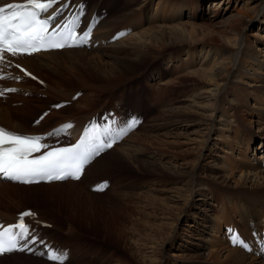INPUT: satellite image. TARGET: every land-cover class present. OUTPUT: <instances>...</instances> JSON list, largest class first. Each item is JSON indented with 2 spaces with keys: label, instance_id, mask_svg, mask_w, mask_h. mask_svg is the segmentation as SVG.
Returning a JSON list of instances; mask_svg holds the SVG:
<instances>
[{
  "label": "bare ground",
  "instance_id": "6f19581e",
  "mask_svg": "<svg viewBox=\"0 0 264 264\" xmlns=\"http://www.w3.org/2000/svg\"><path fill=\"white\" fill-rule=\"evenodd\" d=\"M80 1L77 0V2ZM103 1L90 0L88 3L89 12L99 11L103 8ZM169 1L123 0L122 4L125 8H120L118 11L114 9L111 16L107 19L103 18L98 23L93 34L96 40L104 41L114 31L130 23L134 29L131 26L132 32L127 36L114 44L105 46L99 44L90 49H61L60 51L40 53L38 57H24L23 61H28L24 64L35 74L42 77L41 73L43 72L51 78L47 86L56 87L58 93H63V90L67 88L69 78L76 79L88 90L84 96L91 100V97L99 96L101 92L115 85L116 81L122 79L123 76L135 73L139 67L152 58L146 77L149 81H159L165 89L163 93L161 92L162 96L160 95V114L155 115L154 121H157V124L153 125L155 127L159 125V129H157L160 132H157L155 136H151L150 133L140 136L137 132H132L122 145L121 143L117 145L118 152H114L118 158L116 161L124 160L137 168L144 169L142 170L144 174L161 175L166 181L162 187L153 185L157 179L154 183L149 181L152 188L143 191V193L148 192L152 196L156 192L161 195L157 197L154 195V197H156V201L159 200V207L163 213L151 231L152 238L140 239L137 242L141 244L138 246V250L144 255V264L166 263L163 255L164 246L176 240L178 236L177 221L187 212H190L194 223L195 221L200 223L201 227L208 226L206 234L202 235L205 237L204 241L207 243V247L199 249L198 254L193 255L200 257L198 264H264V244L259 247L261 251L257 253L258 250L251 252L243 249L239 244L233 243L234 236L240 238L236 225L239 228H245L241 231L256 237L257 240L261 238L258 233L250 230L249 223L261 224L263 220L264 225V166L257 163L262 154L251 159L250 157L255 153L249 156V153L245 151L244 154L241 146L245 144V149H247L255 132L256 135L264 139V97L257 96L254 99L257 104L255 107H253L254 105H251V108L245 106L249 113L252 112L253 119L252 122H249L250 127H252V123L256 125L255 129L253 128L249 132L245 130L244 137V134H240L239 127L234 128L236 123L233 124L237 119L235 117L236 108L240 109L241 107L236 94L237 87H246L249 93L252 88H258L257 91L264 94V32L249 33L247 44L242 42L241 37L237 39L235 36L231 37L233 32H236V28L239 30L240 26L247 25V21L253 18L262 17L260 22L264 25V0H241L243 3L239 6L235 4V2H240L238 0H231L234 2L233 5L229 2L230 0H211L212 4L210 5L214 10L224 11V13L221 11V17H225L228 13L220 21L224 27L220 32L203 29L202 26L189 21H181L185 17V9L188 10V7L181 1L173 3L169 9ZM258 1L259 7L261 5L260 8L258 7L259 10L256 8ZM111 6L114 7V4L111 3ZM217 13L213 15L218 16ZM173 16L176 17L172 18ZM168 19L173 20L170 22L171 24H168ZM122 22L125 24H121ZM203 26L206 27V25ZM215 39L218 42L230 44L229 47L233 46L235 41L243 43L244 46L241 50H236L234 59L229 61L226 60L227 56L226 58L222 56L219 50L212 49L213 45L209 42H216ZM251 41L255 45H252ZM168 49H171L172 52L178 51L180 57L168 56ZM157 52L158 57L164 58H158L165 60L164 66L160 67L157 64L158 59L155 60L153 57ZM181 71H185V74L177 76ZM187 75L195 76L201 83L199 87L187 91L185 97H183L184 94L181 95L186 99L184 101L169 97L166 93L174 84H178L183 76ZM203 83L210 86L209 90L203 87ZM164 96L165 99H163ZM197 98L207 100L208 103L198 104ZM216 116L219 118L216 119ZM6 126L18 131H21L22 127L12 117L8 119ZM184 140L198 144L192 159V162L195 161L196 164L190 170L186 169L184 163L177 165L176 154L173 159L162 158V151L157 146H154L153 153H150L147 159L140 157L144 149H150L149 145L153 141L181 147ZM141 141L148 142V147L141 145ZM221 143L224 147L223 150L230 149L232 153L239 151L238 154H235L236 158L224 160L225 156L217 155L212 158L209 156L211 159L206 161V164L201 163L203 151L216 152V148ZM259 144L263 148L264 143ZM158 150L161 154L160 157ZM186 151L189 153L192 150L186 149ZM207 166L215 168L214 171L219 172L220 175L211 174V169L206 171ZM235 173H238V178H235ZM205 179L219 181L224 189L220 186L221 190L216 192L215 188L202 185L201 182ZM64 183L66 186L56 187ZM41 185L44 188L40 191L29 190ZM24 193L40 194L43 198L51 194L57 195L50 199L57 198L62 204H67L72 219L85 217L87 210L94 207L96 201L100 199L98 195H94L90 191L87 192L85 188L69 180L33 186L0 183V197L4 194L5 198L7 195L8 197L9 195L17 197ZM220 193L223 195L219 197ZM128 194L120 192L119 189L106 192L103 195L104 198L114 199L111 202V199L106 198V201L112 207L114 205L117 207L116 204L122 203L120 197L122 195L128 197ZM134 194H131L130 198H133ZM138 195L136 194V196ZM214 202H218L217 205L220 204L218 214L212 213ZM82 220H86V222L90 220L89 222L95 223L92 215ZM201 229L196 228V232L201 233ZM214 235L217 237L213 239ZM225 242V245L221 244ZM175 263L188 264L187 261Z\"/></svg>",
  "mask_w": 264,
  "mask_h": 264
},
{
  "label": "rangeland",
  "instance_id": "374dc122",
  "mask_svg": "<svg viewBox=\"0 0 264 264\" xmlns=\"http://www.w3.org/2000/svg\"><path fill=\"white\" fill-rule=\"evenodd\" d=\"M181 1L186 5V7H188V14H189L188 17L182 18L181 21H184V20L189 21L193 24L202 26L203 29H206V30L217 31V32L223 31L224 29L223 23H221L220 21L223 18H225L228 13L225 15V17H221L222 16L221 11L223 13L224 11L220 9L214 10V8L210 5L212 4L211 0H174V3L181 2ZM238 1L240 2H235V4H237L238 6L243 3V1L241 3V0H238ZM229 2H231L232 5L234 4V2H232L231 0ZM261 4H262V1H261ZM122 6H123L122 9H124L125 6L123 4ZM190 6L192 7L189 8ZM258 7H259V1L257 2L256 8ZM191 12L196 13L197 16L194 18H191ZM214 13H217L218 16H214L213 15ZM175 17L173 16L172 18H175ZM261 18L262 17H257V18H253L252 20H248L247 25L244 24L240 26L239 30L238 28H236L237 34L236 32H233L231 37L233 36L232 38H234L235 36L236 39L238 37H241L242 42L247 44L249 42L248 41L249 33L256 32V31H258L259 33L264 32V25L260 22ZM171 21L173 20L168 19L167 21L168 24H171L170 23ZM202 24L206 25V27L203 26ZM215 41L216 42H209L213 45L212 49L219 50L222 56H224L225 58L227 56L228 59L226 60H229V61H232L234 59L236 55L235 51L241 50L244 46L243 43H240L238 41L237 42L235 41L234 42L235 44L230 47H229L230 44H226V42L225 43L218 42L217 39H215ZM251 43L252 45H255L252 41ZM172 48L178 49L175 47H172ZM177 52L178 51L172 52L171 49L167 50L168 56H177V58H179L180 55ZM153 57H155V60L160 57L161 59H164L162 56L158 57V52ZM161 59L157 60V64L160 65V67L164 66L163 64L165 63V60H161ZM150 60H152V58ZM150 60L146 61L147 63L145 62L143 66L139 67L140 69L138 68L135 73L123 76L122 79H120L119 81H116L115 85H112L108 87L107 89H105V91L101 92L99 96H96L95 98L91 97V100L87 99L83 93V96L74 105L75 111L78 112L81 110H85L86 114L87 113L92 114L94 110H90L89 106H93L95 102H97L100 99V97H102L103 95L109 94L115 88L116 85L123 84V86H120V87L127 89L129 86H135L134 84L138 82L142 84L143 78L145 80H148L146 75L148 73V66L150 64L149 63ZM25 62H28V61H23V63ZM182 74H185V71H181L177 76H180ZM41 75L43 78L48 80L47 84H49L51 78L47 77L43 72L41 73ZM200 84L201 83L198 81V79L195 76H188V75L183 76L180 82L178 84H174L172 88L170 87L171 88L170 91H168V93L166 94H168L169 97H171L172 99L175 98L177 100L184 101L186 99H184L183 97H185L186 92L197 89ZM74 85H76L77 87L84 86L82 84H79V82H77L76 79L69 78L67 81V88L70 86H74ZM203 87L208 88V90L210 88V86H208L206 83L205 84L203 83ZM257 90L258 88H252L251 93H249L247 92L246 87L240 86V87H237L236 89V94L238 95V101L241 103V107L240 109L238 107L236 108L237 112H236L235 117L237 119H235L236 121L233 124L236 123L234 125V128L239 127L240 134H244V137H245V130L249 132V131H252L253 128L255 129L256 127V125L253 123H252V127H250L251 125L249 121L253 119L252 112L249 113L248 108L246 109L245 106L251 108V105L252 106L254 105L253 107H255L257 104L255 103L254 99L257 96L264 97V94L261 91H257ZM164 91L165 89L163 88L161 92L163 93ZM159 92L160 91L152 90L150 92L151 98L160 96L162 93L160 92L159 94ZM234 92H235V89H234ZM86 93H88V90L85 89V94ZM243 93H245V95H242ZM58 94H59L58 96H61L60 99H62L63 93H58ZM163 99H165V96ZM196 100L198 101V104L203 103V102L208 103V101L204 99L197 98ZM145 105L150 108V112H149L150 116L148 117L147 121H144L143 124L135 132H137L140 136L147 135L149 133L151 134V136L152 135L155 136L157 132H160L158 130L159 125L155 127L157 124V121H154L155 117L159 115L161 111L160 101L148 100L147 102H145ZM199 111L202 113H205L202 110H199ZM28 113L30 114L31 110H29ZM133 113H134V110H133ZM13 115H17V118ZM25 115H26L25 111H21L20 114H18V112L15 111L11 115L10 109L7 106H5L3 103H1L0 101V122L2 124L6 125V123L8 122V119L12 117L14 118V120L16 119V121H18L20 125H22L20 130L23 131L24 129L23 123H24ZM217 118H219V116H216V119ZM254 134L255 135L252 136V141L249 143L247 149H245V144L241 145L244 154L246 151L247 153H250L249 156L253 154L251 153V148L255 150L254 148L257 147V144L252 145L253 142L256 143L257 141H259V143H264V139H262V137L256 135L257 134L256 132ZM126 138H124L123 141L120 142L121 145L124 143V140ZM190 142L191 141L184 140L183 144L180 145L181 147H178L179 145L178 146L171 145L170 143H163V142L161 143L159 141H153L151 145H149L148 142L145 143L144 141H141L140 142L141 145H143L144 147H148L149 145L150 149L149 150L144 149L141 152L140 157L143 159H147L149 154L153 153L154 146H157L162 151V158L173 159V156L176 154L178 158L177 157H174V158H177V161H176L177 165L180 163H184V166L186 167V169L190 170L196 164L195 161L192 162V159L194 158V153L197 151V145H198L196 142L195 143L194 142L190 143ZM117 145L115 146L116 148L114 150L99 156L97 162L93 164L92 170L95 172H119L118 174L123 176V179H124L123 180L124 184H123V187L120 189V192L129 193V194H128V197L125 195L124 196L122 195L120 197V201L122 203L116 204L118 205L117 207L114 205L116 209L114 206L112 207L110 203L106 201V198L108 197L104 198L103 194L105 192L102 193L101 195H98L100 199H98V201H96L95 206L92 207L91 209H88L85 214L86 215L85 217H89L92 215L95 223L92 221L89 222L90 220L88 222H86V220H82L85 217L83 218L78 217V219H72L71 213L68 211L69 210L68 205L67 204L64 205V203L62 204L57 198L54 200L50 199V198H54V196H57V195H52V194L51 195L49 194L50 196L48 197L46 196L45 198H43V196L40 194L30 195L28 193L17 195V197H14V196L10 197V195L8 197L7 195L5 198V194H4L2 197H0V210L1 211H5V210L15 211V210H18L19 208L42 207V208H45L47 211H49V213L51 214L53 218L63 220V223H66V226H64L65 228L64 230H66L67 233H76L77 234L76 241L79 243L80 248L82 249V251H83V246L85 248V250L83 251L85 255L81 257H73V259L75 258V262L67 263V264H144V260H145L144 255H142L141 251L138 250V246H141V244H138L137 242L140 241V239L144 240V239H148V237L152 238L151 231L155 228L156 223L159 222V218L163 215V213L159 207V204H160L159 200L158 201L155 200L157 196H161V195H159L158 192H156L154 193L156 197H154V195L152 196L148 192L143 193V191L148 190L149 188H152V184L150 182L154 183L156 179H157L156 183L153 185H156L158 187H162V185L166 184V181H165V178L161 175H155V174H153V176L146 175L142 171L144 169L137 168L131 163H128V162L126 163V161L124 160H120V162L116 161L118 160V158H116L115 156L116 154L114 152L116 153L118 152ZM223 148H224L223 144L221 143L216 148L215 150L216 152L214 151L211 152L212 154L208 150L203 151V154H202L203 160L201 161V163L206 164L207 163L206 161H208L209 159L217 155L220 157L225 156L226 158H223L224 160L225 159L231 160V158L232 159L236 158L235 154L239 153V151H235V153H232L230 149L226 151V150H223ZM186 149L187 150L189 149L192 151L188 153ZM261 149H262L261 144H259L256 150L259 151ZM108 153H109V156H107ZM207 154H209L208 157H206ZM261 154L262 153L259 152L257 156ZM158 155L159 157L161 156L160 151ZM220 163L222 162L220 161ZM206 168H207L206 171L211 169V174L220 175L219 172L214 171L215 168H212L211 166H207ZM235 174H236L235 178H238V173H235ZM153 177H154V180H153ZM201 184L202 185L205 184L211 188H215L216 192L217 190L218 191L221 190L220 188L221 184L219 181H209L205 179L201 182ZM49 186L52 187V185H49ZM60 186H66V185L64 183L62 185H57L56 187H60ZM221 187L224 189L223 186ZM43 188H44L43 185H41V186H37L29 190L31 191L39 190L40 191ZM133 193H135L134 194L135 196L133 198L132 197L130 198V195ZM136 194H139L138 195L139 197L136 196ZM221 195H223V193H220L219 197ZM110 199L109 200L111 202L114 201V199L112 198ZM217 203L218 202H214L213 204L214 205V210L212 212L213 214H218V208L220 207V204L217 205ZM232 218L234 220L236 219L234 217H231V219ZM195 223L192 220V216L190 212L185 213L184 216H182L177 221L176 230H177L178 236L176 240L174 242L171 241L169 245L164 246L165 249L163 251L164 252L163 255L166 260L165 264H176L175 262H179V261H187L188 264H198L200 257H195L193 255H197L199 249H205V247H207V243L204 241L205 237H203L202 235L206 234V230H208V226L201 227L200 223H197L196 221ZM196 228L197 229L202 228L200 230L201 233L197 231L199 235L196 232ZM240 230H245V228H240ZM60 232H62V230L60 229L54 232L52 231L51 236L52 235L58 236L55 233H60ZM215 237H217V235H214L213 239ZM221 244L225 245L226 242L221 243ZM0 264H54V263H51V262L41 263V262L30 261V260L28 261L25 259H17V257L13 256V257H7V259L0 258Z\"/></svg>",
  "mask_w": 264,
  "mask_h": 264
},
{
  "label": "snow or ice",
  "instance_id": "6c2138e0",
  "mask_svg": "<svg viewBox=\"0 0 264 264\" xmlns=\"http://www.w3.org/2000/svg\"><path fill=\"white\" fill-rule=\"evenodd\" d=\"M53 3L54 0H27L26 4L9 3L0 6V62L4 61L5 52L15 57L21 54L31 55L32 52L40 51L45 45L49 48H64L87 42L89 33L78 34L74 28L75 20L65 25L63 31L59 30L60 26L54 31H49L48 25L55 19L56 14L53 13L47 18H42V14L48 13ZM69 127L71 124L55 129L49 135H56L58 131ZM41 139L0 128V174L23 183H32L37 177L48 180L69 177L79 179L78 173L82 171L84 163L81 152L84 142L81 141L71 147L55 148L44 155L30 159L32 153L39 152L43 147L40 143ZM106 147H112V144L108 143ZM30 215L33 214L21 213L16 224L0 229V254L22 250V247L17 246L21 239L25 244L29 241L38 242V237L25 223L24 218ZM233 243H243V241L238 236H234ZM58 251L60 250L49 251L42 255H47L52 261H62L64 254L61 252L57 255Z\"/></svg>",
  "mask_w": 264,
  "mask_h": 264
}]
</instances>
